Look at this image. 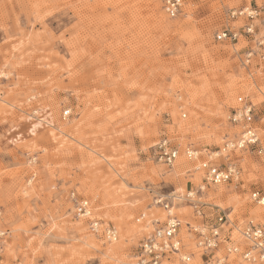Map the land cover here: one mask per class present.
I'll list each match as a JSON object with an SVG mask.
<instances>
[{"label":"rangeland","instance_id":"rangeland-1","mask_svg":"<svg viewBox=\"0 0 264 264\" xmlns=\"http://www.w3.org/2000/svg\"><path fill=\"white\" fill-rule=\"evenodd\" d=\"M246 5L264 12V0H183L174 17L162 0H0L3 264H133L153 225L139 227L164 219L154 195L198 186L236 222L264 225L253 211L264 205L250 198L264 193V154L212 153L241 130L229 120L238 96L253 105L264 146V68L241 62L242 38H216L233 25L229 9ZM162 138L178 149L173 167L151 157ZM187 147L200 161L237 163L238 179L206 186ZM71 191L89 201L98 233L75 215ZM174 211L192 218L184 203Z\"/></svg>","mask_w":264,"mask_h":264},{"label":"built area","instance_id":"built-area-1","mask_svg":"<svg viewBox=\"0 0 264 264\" xmlns=\"http://www.w3.org/2000/svg\"><path fill=\"white\" fill-rule=\"evenodd\" d=\"M183 5V0H162V9L169 17L176 16ZM227 21L233 23L216 33L218 40L237 42L240 38L246 42L242 52L241 62L250 66L254 61L264 68V12L258 6L246 5L229 9ZM240 22V25L235 23ZM238 105L233 107L229 120L241 130L235 138H227L220 149L212 152L215 155L224 153L228 156L234 150L253 149L258 155L264 154V146L257 127L252 125L253 105L242 96L237 97ZM69 110L63 112L68 116ZM183 117L185 115H182ZM187 159L198 160L196 170L203 171V181L206 186L219 185L237 180L240 168L237 163L230 162L221 165L210 160H201L197 149L187 147L184 151ZM178 149L167 138L158 140L154 145L151 157L168 167H172L177 158ZM204 186L188 189L184 193L170 191L166 194H155L153 202L164 212V219L151 220L153 228L138 244L133 264H164L176 261L178 264H190L194 254L200 252V264H227L232 259H240L248 263L264 264V225L249 221L236 222L230 217L229 210L202 200ZM74 213L77 217L88 216L91 212L89 201L70 192ZM256 204L264 205V193L254 190L250 194ZM184 203L190 207L192 218L182 222L174 211L175 205ZM144 213L137 219L143 220ZM88 220V219H87ZM185 224L189 240L184 242L180 228ZM99 221L88 220V229L96 234L99 231ZM7 230L0 229V264H3L2 248ZM106 238H116L112 227H105ZM196 249L190 250V243Z\"/></svg>","mask_w":264,"mask_h":264},{"label":"bare ground","instance_id":"bare-ground-1","mask_svg":"<svg viewBox=\"0 0 264 264\" xmlns=\"http://www.w3.org/2000/svg\"><path fill=\"white\" fill-rule=\"evenodd\" d=\"M184 115V114H183ZM178 156L179 155H177V158H178ZM176 158V159H177ZM176 159H175V161H176ZM174 161V162H175ZM196 161H198V160H196ZM174 162H173V165H174ZM173 165H172V167H173ZM185 166V164L184 163H181V165H179V167H177L176 169H175V172H179V171H181V170H183V167ZM172 171H174V170H172ZM182 172V171H181ZM224 191H223V189H221V188H219L218 189V191H217V194H221V193H223ZM260 205H263V204H260ZM247 206V205H246ZM250 209H252V208H250ZM92 211V210H91ZM253 211H254V213H255V215H257L258 217H260V218H263L264 219V207H256V208H254L253 209ZM89 216V217H88ZM88 216H84V217H87L88 219H94L96 216L95 215H93V213L91 214V212H90V214L88 215ZM80 217H82V216H80ZM165 217V216H164ZM157 219H159V218H157ZM149 221H151L150 219H147V221H145V223L141 226V227H139V229L138 230H141L142 228H144V227H147V223H149ZM116 231V230H115ZM41 232V231H40ZM141 234V233H140ZM112 239H116V238H112ZM110 240V239H109ZM184 240H187V238L185 237L184 238ZM115 245V244H114ZM114 249H115V247L113 246V244L112 245H108L106 248H105V251H106V253L108 254V255H111L113 252H114ZM117 253V252H116ZM121 255V254H120ZM110 258V257H109ZM126 262V261H125ZM168 262H170V261H168ZM235 261H231V264H238L237 262L236 263H234ZM128 264H132L131 262L129 263L128 262ZM190 264H192V261L190 262Z\"/></svg>","mask_w":264,"mask_h":264}]
</instances>
